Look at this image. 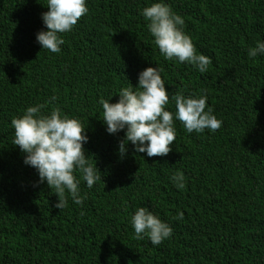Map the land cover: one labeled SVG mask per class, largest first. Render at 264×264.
Wrapping results in <instances>:
<instances>
[{"label":"trees","instance_id":"trees-1","mask_svg":"<svg viewBox=\"0 0 264 264\" xmlns=\"http://www.w3.org/2000/svg\"><path fill=\"white\" fill-rule=\"evenodd\" d=\"M151 2L86 0L88 12L51 53L35 38L46 30V0H0V264H264V56L247 55L264 41V0H165L210 58L203 74L161 56L140 14ZM156 65L170 94L205 93L221 126L187 133L174 120L167 155L147 157L129 143L121 157L124 131L106 132L99 101L116 102ZM53 95L44 111L58 107L82 122L102 177L91 189L81 181L83 203L69 199L62 210L12 144L10 126ZM166 109L175 111L171 98ZM176 171L183 189L171 182ZM138 207L172 235L156 246L137 240L130 216Z\"/></svg>","mask_w":264,"mask_h":264},{"label":"clouds","instance_id":"clouds-1","mask_svg":"<svg viewBox=\"0 0 264 264\" xmlns=\"http://www.w3.org/2000/svg\"><path fill=\"white\" fill-rule=\"evenodd\" d=\"M47 11L41 13L46 30L36 33V42L42 49L59 53L64 44V33L70 32L78 20L88 12L86 0H46ZM140 14L146 21V29L153 38L165 60L188 63L200 73H205L210 58L198 53L191 37L183 31V17L174 12L165 0H153L141 9ZM249 58L264 56V41L258 40L254 47L247 50ZM161 77L159 66H149L138 73L137 85L121 87L118 100L99 101L102 108V121L109 134L124 131L118 142V154L123 157L130 143L136 153L147 157L165 156L171 151L175 141L174 120L181 122L187 133H201L205 129L215 132L221 126L210 106H206L207 95H184L169 93ZM174 104L175 111L166 109ZM56 100L53 95L44 104L25 108L19 116L10 121L13 129L12 144L24 153L23 161L33 167L38 174L39 183L47 186L57 196L55 207L62 210L69 199L81 205L83 196L80 184L83 181L91 189L102 179L96 163L86 155L84 144L88 136L82 122L61 113L58 107L45 112L46 104ZM178 189L185 187L184 175L176 171L170 177ZM183 214L178 212V218ZM130 224L137 240L147 237L153 245H159L172 235L171 226L154 215L147 207H138L130 216Z\"/></svg>","mask_w":264,"mask_h":264}]
</instances>
